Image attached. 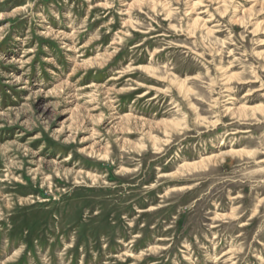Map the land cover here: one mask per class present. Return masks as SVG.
<instances>
[{
    "label": "rangeland",
    "instance_id": "1",
    "mask_svg": "<svg viewBox=\"0 0 264 264\" xmlns=\"http://www.w3.org/2000/svg\"><path fill=\"white\" fill-rule=\"evenodd\" d=\"M0 264H264V0H0Z\"/></svg>",
    "mask_w": 264,
    "mask_h": 264
},
{
    "label": "bare ground",
    "instance_id": "2",
    "mask_svg": "<svg viewBox=\"0 0 264 264\" xmlns=\"http://www.w3.org/2000/svg\"><path fill=\"white\" fill-rule=\"evenodd\" d=\"M201 164L203 165V163H201ZM201 164H199V165H201ZM197 166H198V165H192L193 168H195V167H197Z\"/></svg>",
    "mask_w": 264,
    "mask_h": 264
}]
</instances>
